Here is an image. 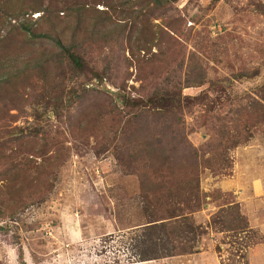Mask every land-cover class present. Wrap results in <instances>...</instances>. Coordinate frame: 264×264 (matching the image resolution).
Wrapping results in <instances>:
<instances>
[{"label":"rangeland","instance_id":"374dc122","mask_svg":"<svg viewBox=\"0 0 264 264\" xmlns=\"http://www.w3.org/2000/svg\"><path fill=\"white\" fill-rule=\"evenodd\" d=\"M43 1L57 6L94 5L104 11V2L109 0ZM113 1L118 5L126 1L123 17L132 9L138 14L141 7L149 14L144 1L137 3L142 0ZM9 5H0V34L9 28L8 23L19 24L15 17L1 14ZM84 9L85 30L89 24L91 30L98 13ZM166 9L153 20H135L138 27L133 28L131 38L127 35L132 19L119 21L125 29L114 24L104 28L109 31L108 43L88 47L86 55L96 59L93 66L98 75L91 69L72 70L62 60L64 55L43 41L34 40L30 46L25 42L20 51L8 55L9 62L5 55L0 56V64L4 60L9 66L0 84V102L10 99L20 108L10 109L12 115L1 119L0 129L7 132L0 138L24 135L25 149L33 140L30 130L39 129L43 135L48 129L50 137L59 136L64 147L59 163L44 169L40 198L23 197L25 182L12 185L10 179L0 180V264H259L260 259L249 255V249L264 242V233L250 228L248 222L243 228L242 217L238 228H233L234 214L246 216L236 193L217 183L232 179L246 165L243 159L250 157L246 153L250 148L257 149L253 164L264 167V123L249 126L248 120L240 130L243 142L225 149V161L220 165L207 160L210 150L206 143L211 138L222 139L220 129L231 133L237 119L233 109L248 106L264 86V0H175ZM39 14L32 12L30 17ZM73 30L67 27L64 34ZM113 32H119L113 40L120 46L110 42ZM137 39L151 48L140 46L134 42ZM157 40L162 51L169 49L166 59L173 65L183 55L186 65L193 56L191 62L204 70L202 82L179 88L177 116L187 132L189 148L195 149V158L192 155L189 160L181 159L176 168L161 170L143 166L127 155L126 147L134 151V143L123 142L126 132L110 122L111 106H105L89 126L77 129L74 122L79 113L75 93L83 88L99 93L101 100L94 97L96 108L110 101L123 108L125 97H146L156 85L173 89L164 78L174 66L166 67L164 59L148 61L158 50ZM77 41L88 44L91 40L80 33ZM131 47L142 63L133 59ZM46 58L61 62L33 68ZM184 74V69L178 73L181 79ZM163 94L156 91L155 96ZM55 108L61 110L59 117ZM162 110L144 103L139 112ZM70 117L72 125L68 124ZM252 171L249 166L248 172ZM146 182L157 185L145 193ZM171 189L177 191L175 197H170ZM187 195L195 200L190 206L184 201Z\"/></svg>","mask_w":264,"mask_h":264},{"label":"trees","instance_id":"16d2710c","mask_svg":"<svg viewBox=\"0 0 264 264\" xmlns=\"http://www.w3.org/2000/svg\"><path fill=\"white\" fill-rule=\"evenodd\" d=\"M143 1L145 4L144 7H150L149 14H147L146 10L144 13L141 7L138 14H136V9H132L130 13L126 11L125 13L128 15L123 17L122 10L125 8L126 1L119 5L117 1H106L104 4L107 9L103 11L97 10L94 5L91 7L88 5L57 6L52 3L46 4L43 0H0V5L1 2L10 4L1 14H8L11 17H15L16 21L19 23L17 25H10V23H8L9 28L1 32L0 56L3 57L5 55L4 60L9 62L12 59L8 55L20 51L25 42L30 46V43L34 40L39 42L43 41L52 44L60 51V55H64L62 56V60H64L68 66H71L72 70L84 72L87 71L86 69H91L93 70V74L98 75V72L94 71L95 69L93 66L96 59H89L86 55L89 53L88 47L97 46L98 44L105 45L108 43L107 37L109 31H106L104 28L114 24L125 29L126 25L122 26L119 21L132 19L127 35V37L131 38L134 31L133 28L137 29L138 27L135 24V20H153L155 16H157L155 14L165 12V10H167V5L175 0H142L137 1V3L140 4ZM13 4H16L15 8ZM84 8H91L98 13L94 16L95 20L91 30L90 24L89 29L85 30L87 12ZM60 11L62 14H59ZM32 12H41V14H39L37 18L32 19L30 17ZM113 14H117V17L113 16ZM45 25L47 28H43ZM70 26L74 28L73 32L64 34L65 28ZM80 33L82 37L87 35L91 41H89L88 44L78 42L77 38ZM118 35L119 32H113L110 42H115L116 45L120 46L121 43L113 40L114 37H116L117 40ZM137 40L138 41L134 40V42L140 46L148 49L151 48L147 47V45H145L146 43H141L140 39ZM155 46H157L158 50L152 54V57L148 59V61L150 63H153V61L158 63L164 59L166 67L174 66L173 68L167 69L169 72L167 71L168 74H166L164 78L167 81L166 84L168 82L173 84V89H168L169 87L166 85L165 88H160L159 85H156L155 90L150 95H146V97H125L124 101H122L123 108H117L111 101L103 102L96 108L94 97L97 100H101L99 93L92 92L93 89L85 91L86 89L83 88L77 92L78 94L75 93V103L78 104L79 113L74 117V122L77 129L83 126H89L92 121L95 122L98 113L103 112L105 106L106 108L107 106H111L109 113L112 112L113 118L110 119V122H112L113 126H116V128L120 127L122 132H126L127 137H122L123 142H133L135 146H133L134 151L126 147L127 155L138 162L140 161L143 166L145 165L148 168H153L155 170L164 168L172 169L180 165L181 159L189 160L192 158V155L193 158H195L196 155L195 149L193 147L189 148L190 144L185 138L187 132L185 131L181 119L177 116L181 108L179 88L181 85L184 87L202 82L204 79V70L199 64L191 62L193 56L189 57L186 65L183 64L184 55L173 65L171 61L166 59L168 58L169 49L167 53L162 51V44L159 40L155 42ZM123 50H125L124 46L122 47V51ZM130 51L137 64L142 63L135 55L134 51H132V47ZM194 56L196 55L194 54ZM4 60L3 63L0 64V84L6 79V73L8 72L7 67H9ZM59 62L61 61L57 62L50 58H46L40 60L38 65L33 68H43L46 66L49 68ZM90 64L91 66L89 67ZM183 69L185 74L181 79L178 73ZM141 78L143 77L139 79ZM143 80L146 79L143 78ZM156 91H162L164 94L157 98L155 96ZM255 94L257 99H251L248 106L233 109V113L236 115L237 119L235 127H231V133H229V130L222 131V129H220L221 133L224 134L222 139L211 138V140L206 143V148L210 150V155L207 160L219 165L222 164L225 161L224 150L228 147H236L243 142V135L240 130L246 127L245 123L248 120H250L249 126H255L260 122L264 123V86L260 87ZM144 103L156 105L163 110L151 114H144L143 112H139ZM82 105L85 107L84 109ZM12 108L20 109L16 107L14 103H11L10 99H2L0 102V121L4 116L8 114L9 116L12 115V113H10V109ZM114 110L115 112L113 113ZM54 112L58 117L61 114L59 108H55ZM242 119H244L243 122L241 121ZM72 123V117L68 118V124L72 125ZM233 129L237 130L238 133L234 134ZM3 131L7 132L6 130L0 129V135L5 133H3ZM29 134V136H32L33 140L31 145H28L25 149L23 148L25 146L23 141L24 135H14L6 140H4L5 137L0 138V180L10 179L12 185L25 182L22 188L26 192V195L23 197L27 199L31 197H41L43 184L40 180H42L44 169L50 164H58L59 160L64 156L62 153L64 148L62 141L58 138L59 136L50 137L51 133L48 132V129L43 132V135H40V130L35 128L34 130H30ZM230 140L231 143L229 144L228 141ZM33 172L35 174H33ZM156 185V183L146 182L143 185V190H145V193L150 190L153 191ZM11 187L10 185L8 188ZM176 192V190L171 189L170 197H175L177 194ZM184 201L187 206H190L191 202L195 200L187 195ZM9 214L8 216H12L13 211H9ZM4 215L3 213L1 214V216ZM241 217L245 223L243 228L248 227L244 216L241 214H234L232 216L233 220H231L234 229L238 228V222L241 220ZM156 220L159 219H155V221ZM243 231H246V229H242V232Z\"/></svg>","mask_w":264,"mask_h":264},{"label":"crops","instance_id":"0c3cea01","mask_svg":"<svg viewBox=\"0 0 264 264\" xmlns=\"http://www.w3.org/2000/svg\"><path fill=\"white\" fill-rule=\"evenodd\" d=\"M256 150V148H250L246 152L247 155H250L243 159V163L246 165L240 171H235L232 179L230 177L221 179L217 184L223 190H232L236 193L237 202L247 218L249 227L264 233V167H256L253 164L255 160L252 155ZM248 164L252 167V172H248ZM249 173H253L254 176L249 177ZM249 255L260 259L259 264H264V242L253 245L249 249Z\"/></svg>","mask_w":264,"mask_h":264}]
</instances>
